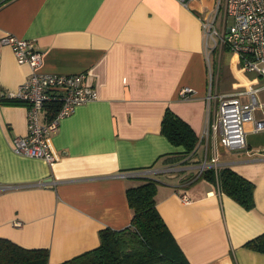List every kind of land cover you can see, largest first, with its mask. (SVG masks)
Instances as JSON below:
<instances>
[{"label":"crops","instance_id":"0c3cea01","mask_svg":"<svg viewBox=\"0 0 264 264\" xmlns=\"http://www.w3.org/2000/svg\"><path fill=\"white\" fill-rule=\"evenodd\" d=\"M213 4L7 0L0 6V38L31 40L43 53L41 71L84 73L96 91L95 99L59 120L50 137L53 163L19 154L11 141L28 133L27 105L11 95L30 69L0 46V237L46 248L49 264L59 263L96 246L101 228L127 226L132 213L125 190L148 176L159 181L156 207L190 264H264V252L243 245L264 233V130L253 133L246 123L240 149L200 139L212 72L202 21ZM184 86L192 90L187 97L180 95ZM246 90L264 102L258 78L245 90L224 93ZM166 108L198 135L199 160H165L184 151L160 132ZM253 115L264 120V107ZM205 153L207 159L216 153L219 167L254 183L251 209L202 176ZM172 164L176 171L161 170ZM136 171L146 174H131Z\"/></svg>","mask_w":264,"mask_h":264},{"label":"built area","instance_id":"2783aa9c","mask_svg":"<svg viewBox=\"0 0 264 264\" xmlns=\"http://www.w3.org/2000/svg\"><path fill=\"white\" fill-rule=\"evenodd\" d=\"M178 1L185 4L191 0ZM220 12L221 5L218 4L213 19L202 21L205 45L212 40L215 47L219 45L220 49L230 50L245 71L254 72L264 83V0H224L223 19L221 27L217 29L215 22ZM3 45L11 48L18 63L27 64L30 69L11 95L27 105L28 129L27 135L12 139V147L19 154L53 163L56 154L50 137L56 131L59 120L77 105L95 99L96 91L87 82L84 73L41 71L43 53L31 40L6 34L0 38V46ZM209 81L205 96L207 117L200 139H212L213 143L218 142L228 149L246 148V123H251L250 131L253 133L264 130V120L256 119L253 115L257 107H264V102L257 101L254 90L235 93L212 91L211 79ZM191 91L190 87L184 86L180 89V95L187 97ZM50 109H55V112H50ZM177 167V164H172L161 170L172 172ZM218 167L216 153L209 159L205 153L198 164L200 171ZM131 174L145 175L146 171ZM181 199L185 203L190 201L186 194ZM14 225L20 226L21 221H14Z\"/></svg>","mask_w":264,"mask_h":264},{"label":"trees","instance_id":"16d2710c","mask_svg":"<svg viewBox=\"0 0 264 264\" xmlns=\"http://www.w3.org/2000/svg\"><path fill=\"white\" fill-rule=\"evenodd\" d=\"M7 0H0V6ZM55 112V109L49 110ZM160 132L182 153L167 155L165 160L189 162L199 147V137L192 127L171 109L166 108L160 122ZM202 176L212 181L246 209L254 206V183L228 166L207 168ZM142 183L125 190L132 216L127 226L115 229L103 227L98 231L99 243L56 264H190L156 207L159 181L144 176ZM264 252V233L243 244ZM0 264H49L46 248L21 246L0 237Z\"/></svg>","mask_w":264,"mask_h":264},{"label":"rangeland","instance_id":"374dc122","mask_svg":"<svg viewBox=\"0 0 264 264\" xmlns=\"http://www.w3.org/2000/svg\"><path fill=\"white\" fill-rule=\"evenodd\" d=\"M218 4L221 5V12L217 16L215 22L217 29L221 27L223 19L224 0H214L213 6L209 9V17L207 18L208 21L213 19ZM205 49L207 54H210V62L212 65V72L208 78V80L211 79L212 82V91L216 90L218 93H224L245 90L247 82L251 81L253 78L260 79L254 72L245 71L241 65H239L233 52L225 48L220 49L219 45L215 47L212 40H208ZM208 82L210 86V81Z\"/></svg>","mask_w":264,"mask_h":264},{"label":"water","instance_id":"95a60500","mask_svg":"<svg viewBox=\"0 0 264 264\" xmlns=\"http://www.w3.org/2000/svg\"><path fill=\"white\" fill-rule=\"evenodd\" d=\"M194 159H195V161L199 160L198 158H194ZM194 159H192V160L194 161Z\"/></svg>","mask_w":264,"mask_h":264}]
</instances>
